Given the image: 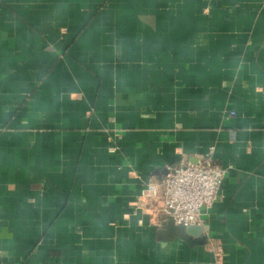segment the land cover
<instances>
[{"label":"crops","instance_id":"1","mask_svg":"<svg viewBox=\"0 0 264 264\" xmlns=\"http://www.w3.org/2000/svg\"><path fill=\"white\" fill-rule=\"evenodd\" d=\"M209 151L170 237L148 186ZM0 264H264V0H0Z\"/></svg>","mask_w":264,"mask_h":264},{"label":"built area","instance_id":"2","mask_svg":"<svg viewBox=\"0 0 264 264\" xmlns=\"http://www.w3.org/2000/svg\"><path fill=\"white\" fill-rule=\"evenodd\" d=\"M224 176L212 151L195 163L181 160L161 182L149 184L144 206L176 225L203 227V214L215 202Z\"/></svg>","mask_w":264,"mask_h":264},{"label":"water","instance_id":"3","mask_svg":"<svg viewBox=\"0 0 264 264\" xmlns=\"http://www.w3.org/2000/svg\"><path fill=\"white\" fill-rule=\"evenodd\" d=\"M162 229L166 235L170 237H178L189 243L190 240L203 239V229L201 226H188L176 225L172 220H168L162 224ZM202 237V238H201Z\"/></svg>","mask_w":264,"mask_h":264}]
</instances>
